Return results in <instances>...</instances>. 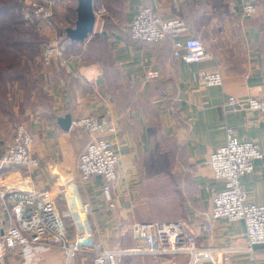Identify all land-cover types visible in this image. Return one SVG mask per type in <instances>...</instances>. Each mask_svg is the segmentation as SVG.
<instances>
[{"label":"crops","instance_id":"1","mask_svg":"<svg viewBox=\"0 0 264 264\" xmlns=\"http://www.w3.org/2000/svg\"><path fill=\"white\" fill-rule=\"evenodd\" d=\"M106 1L108 9L101 13L99 26L100 14L94 10L97 15L94 30L80 41L79 53L72 59L54 60L51 65L43 66L42 82L49 100L43 115L38 113L27 122L33 139L31 152L38 166L28 171L22 168L0 171V180L10 187L57 192L72 178L77 154L90 138L80 127L63 130L57 119L66 113L72 119L87 115L111 119L124 111L116 122V132L108 136L119 155L112 187L114 207H109L102 197L100 177H91L85 185V195L92 208L91 222L105 244L120 245L121 235L132 223L134 202L138 197L143 200L149 196L148 189H153L149 187L152 180L149 175L154 171L150 164L161 168L157 169L158 189L160 183L165 184L162 171L172 172V180L163 185V191L170 190L172 209L181 212L182 222L199 243L221 248L243 244V220H216L210 238L204 237L198 226L207 217L213 194L223 187L222 181L213 178L205 161L225 142L226 127L238 139L257 143L263 153L253 170L240 177V184L250 202L264 204V122L255 110L227 104L229 96L264 97V48L259 41V14L244 17L241 3L245 0H116V4L114 0ZM147 6L164 18H184L190 31L176 39L199 35L219 61L187 63L181 59L184 50L176 49L171 40L162 44L129 40L127 25ZM218 26L220 31L215 28ZM235 33L240 42L235 39ZM216 65L222 77L221 85L200 84L198 73ZM161 86L165 87L162 90L165 96L159 93ZM172 99L173 108L165 101ZM7 141L0 138V146ZM166 150L171 155L168 161L162 157ZM57 203L59 207L63 204L61 199ZM9 215L0 200L3 226L8 224ZM129 236L132 240L131 232ZM131 240L128 248L134 245ZM178 257L169 256L177 259L167 264H182V258ZM42 261L61 264L63 258L53 251L45 254ZM136 261L127 257L124 264ZM139 261L151 264L145 258ZM71 264H86V259L77 256ZM231 264H264V244L254 245L251 252L234 254Z\"/></svg>","mask_w":264,"mask_h":264},{"label":"built area","instance_id":"2","mask_svg":"<svg viewBox=\"0 0 264 264\" xmlns=\"http://www.w3.org/2000/svg\"><path fill=\"white\" fill-rule=\"evenodd\" d=\"M21 3L30 10L35 25L49 24L52 20L54 0H21ZM103 11V8L98 9L99 14ZM259 12L256 0L241 3L244 17ZM189 31V23L184 18H164L149 6L142 7L127 25V35L133 41L157 44L173 41L176 49L184 50L181 59L187 63L219 61L218 55L199 35L188 34L184 40L176 39ZM67 58L64 47L59 43L47 41L42 45L43 66L51 65L54 60L66 61ZM197 78L202 85L222 83L218 65L200 71ZM227 104L237 109L255 110L264 122V97L250 95L238 99L229 96ZM123 115L124 111L111 119L87 115L71 120L70 126L85 129L90 138L77 154L72 178L57 192L54 191L57 195L49 189L10 187L0 180V200L10 212L6 226L0 217V264H6L17 253L22 264H38L45 254L53 251L61 254V264H71L77 256L84 257L86 264H121L123 256L128 253L181 256L184 264H231L234 254L251 252L254 245L264 244V204L250 202L240 184V177L253 170L255 161L263 153L257 143L238 139L232 129L226 127L225 142L205 161L213 178L222 181L223 187L213 194L207 217L198 227L204 237L210 238L216 220H243V244L222 248L202 244L184 222L159 220L137 221L131 225L132 248L107 246L91 222L92 208L85 195V185L91 177H100L102 197L109 207H114L112 187L119 155L108 136L116 132V122ZM32 142L27 126L15 124L9 142L0 146V171L11 168L28 171L37 167L38 160L31 152ZM58 199L63 203L61 207Z\"/></svg>","mask_w":264,"mask_h":264},{"label":"rangeland","instance_id":"3","mask_svg":"<svg viewBox=\"0 0 264 264\" xmlns=\"http://www.w3.org/2000/svg\"><path fill=\"white\" fill-rule=\"evenodd\" d=\"M18 2L20 5L18 8L17 6L15 8L13 7L12 10L3 16V23H6L5 25L9 29L3 33L1 41V44L5 42L8 45L5 47L10 50L5 64L12 60L9 65L6 66L4 64L5 66L1 68L5 75L3 79L0 78L2 86L0 90V138L8 140L7 142H9L13 135L15 124L23 123L27 126V122L30 119L34 118L38 113V115H43L42 111L46 109V102L49 99L42 82V80H44V68L41 63L42 45L47 41L59 43L64 47L65 57H68L67 59H72L74 55L79 53L82 46L80 42H71L66 37L65 33L67 27H74L77 0H54L52 20L49 24L42 22L39 25H35V21L33 23L34 19L30 15V10H28L26 6H23L21 0H18ZM113 3L116 4V0H114ZM107 7L106 0H93V9L96 10V13L100 8L104 9V13L105 9H108ZM224 10L227 11L225 8ZM263 12L264 10H261L259 16L260 19H262L261 29L264 36ZM102 17L103 14L98 16V26ZM231 26L233 27L232 23ZM215 28L217 31H220V26ZM235 32L238 33L237 30H235ZM236 33L234 34L235 39L240 42V38ZM70 45L73 47H70ZM170 156L167 150L162 153V157L165 160H169ZM167 166H169L170 169L173 168L171 164H167ZM150 167L154 169V171L152 170L151 175L148 173L146 175H149L150 178L152 177L149 187L153 189H148L149 196H145L146 198L143 200L138 197L134 202V209L131 213L132 223L129 227H126L127 232L121 235L119 240L120 245L118 246L120 248H128V246L131 245L129 244L131 239L128 235L130 227L134 222L139 220H178L182 222L181 212L173 210L171 203H169V200L172 199L168 193L170 190L168 189L167 192L163 191V185L170 183L172 180L170 176L172 172L170 170L167 172V169L162 171L163 176H165V184L160 183L162 186L158 189L157 178L159 173H157V169L160 170L161 168H156V165L152 166L151 164ZM148 179L149 178H147V180ZM151 184H154V186L152 187ZM127 257H133V260H137L134 264H138L140 262L139 260H144V258L151 264H167L169 261L177 259L168 258V255L141 253L135 256V254L128 253V256H123L121 264L127 261ZM136 257L139 259H135ZM179 257L178 259L182 258L181 263L183 264L184 257ZM6 264H22V258L19 253H17L12 259L6 261ZM38 264H43V261Z\"/></svg>","mask_w":264,"mask_h":264},{"label":"water","instance_id":"4","mask_svg":"<svg viewBox=\"0 0 264 264\" xmlns=\"http://www.w3.org/2000/svg\"><path fill=\"white\" fill-rule=\"evenodd\" d=\"M95 21L96 15L93 9V0H77L74 27L65 29L66 36L72 41H83L93 32ZM71 120V115L66 113L57 119V123L63 130L68 131Z\"/></svg>","mask_w":264,"mask_h":264},{"label":"trees","instance_id":"5","mask_svg":"<svg viewBox=\"0 0 264 264\" xmlns=\"http://www.w3.org/2000/svg\"><path fill=\"white\" fill-rule=\"evenodd\" d=\"M256 2L260 6V11L261 10L263 11L264 10V0H256ZM16 6H17V8L20 6L18 0H0V78H2V79L4 78L5 73H3V71L1 70V68H3L5 65L6 66L9 65L10 62L12 61L11 60L9 63L5 64L6 63V59L8 58V56L10 54V50H8L5 47V46H8L5 42H3V44H1V41H2V38H3V33L9 29L5 25L6 23H3V16L7 12H9L10 10H12L13 7L15 8ZM263 16H264V12H263ZM261 20L262 19H260V30H261V32H260V36H259V38H260L259 41H260V45L264 48V36H263V33H262V29H261ZM129 40H131V39L129 38ZM70 41L71 42H76V41H72V40H70ZM150 43L157 44V43H154V42H150ZM150 43H148V44H150ZM12 59H13V57H12ZM1 87L2 86H1V81H0V90H1ZM161 87L159 89V93H160V95H163L162 90L165 87L164 88L163 87L161 88ZM165 101L167 102V104H170V106L172 108L175 107V101H174V99H172V100H165Z\"/></svg>","mask_w":264,"mask_h":264}]
</instances>
